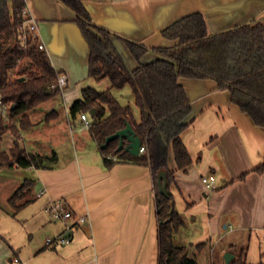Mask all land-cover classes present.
Here are the masks:
<instances>
[{"label": "crops", "instance_id": "0c3cea01", "mask_svg": "<svg viewBox=\"0 0 264 264\" xmlns=\"http://www.w3.org/2000/svg\"><path fill=\"white\" fill-rule=\"evenodd\" d=\"M24 2L52 66L67 77L61 92L67 113L82 99L83 89H107L106 79L88 78L89 47L73 12L57 0ZM84 5L96 25L147 48L175 45L162 31L191 13L204 16L209 34L264 19V0H84ZM179 83L192 107V121L181 134L192 163L178 169L169 149L174 174L170 192L184 219L174 242L187 251L204 244L197 250L203 251L210 245L212 254L223 242L227 246L216 264H225L229 241L236 239L246 242L250 264L264 263V128L232 104L228 90L214 81ZM52 114L58 117L56 111ZM77 119L82 122L80 115ZM27 170L34 172L29 179L35 181L36 200L15 215L0 207V264H158L149 166L121 161L106 167L100 152L90 155L81 149L64 161L57 157L48 169ZM204 176L215 178V190L205 187ZM56 200H64L73 211L74 219L67 224L52 221L45 211ZM79 217L85 219L83 225L66 233V225ZM188 232L191 235L181 240L180 235ZM63 234L72 236L69 244L45 245L47 238ZM192 257L200 264L196 252Z\"/></svg>", "mask_w": 264, "mask_h": 264}, {"label": "trees", "instance_id": "16d2710c", "mask_svg": "<svg viewBox=\"0 0 264 264\" xmlns=\"http://www.w3.org/2000/svg\"><path fill=\"white\" fill-rule=\"evenodd\" d=\"M57 1L73 12L88 44V78L110 83L102 91L83 89L82 99L69 108L70 116H90V110H95L89 132L99 148L107 137L127 124L131 126L147 153L129 154L125 151L129 144L125 138L119 150L117 138L100 148L103 162L106 167L121 161L150 167L158 221V264H199L189 256L186 247L174 242L184 219L170 192L174 174L168 164L169 149L178 169H186L192 163L181 140L182 132L192 121V107L179 80L214 81L218 88L228 90L232 104L256 126L264 128V19L209 34L204 16L191 13L162 31L165 39L176 41L175 45L147 48L96 25L84 0ZM24 6V0H0V100L10 106L7 115L0 111V172L14 167L48 169L57 159L55 154L29 152L23 144L22 133L33 126L28 112L62 92L52 87L58 73L47 52L39 48V39L29 34L26 48L22 49L19 37ZM121 50L135 62L133 69L126 64ZM147 55L154 59L145 61ZM126 86L131 88L138 120L134 109L121 105L113 95V90ZM8 134L11 145L7 149L2 144ZM257 170L261 172L262 167ZM162 171L166 172L167 195L158 191L157 178ZM34 189L35 181L31 179H25L15 189L7 200L12 215L36 200ZM230 264H250L247 248L235 253Z\"/></svg>", "mask_w": 264, "mask_h": 264}, {"label": "rangeland", "instance_id": "374dc122", "mask_svg": "<svg viewBox=\"0 0 264 264\" xmlns=\"http://www.w3.org/2000/svg\"><path fill=\"white\" fill-rule=\"evenodd\" d=\"M126 61V64L130 69L135 67V62L126 53L121 50ZM145 61H151L154 58L152 55H147ZM107 84H110L108 80H105ZM110 86V85H109ZM113 95L121 105H129L134 109V116L136 120L139 118V112L134 105V97L129 86L123 89L113 90ZM53 111L58 114L57 118H52ZM29 118L34 124L33 127L27 131H24L23 136L25 140V146L29 152H38L42 155L52 156L55 154L61 161L66 160L71 155L84 149L88 154L92 155L95 152H100L98 144L91 138L90 132L80 122L79 119L74 120L69 112L67 113L64 104V98L62 94L53 96L45 103L30 110ZM92 120V117H89ZM3 147L9 148L11 145V136L8 134L3 139ZM34 172L27 169H19L14 171L12 169H5L0 172V207L4 211L11 212V208L7 203V198L10 197L16 188L22 183L23 179L33 178ZM191 234L183 233L181 240ZM234 237V236H233ZM185 241H188L186 239ZM231 245L227 247L229 253L235 254L242 248L246 247L244 241H229ZM182 242L178 240V244ZM227 244L223 242L213 247L214 253L210 250V245H207L203 251H197L194 248L191 251H187L189 256H193V252L199 255L200 264H212L220 259V253Z\"/></svg>", "mask_w": 264, "mask_h": 264}, {"label": "built area", "instance_id": "2783aa9c", "mask_svg": "<svg viewBox=\"0 0 264 264\" xmlns=\"http://www.w3.org/2000/svg\"><path fill=\"white\" fill-rule=\"evenodd\" d=\"M21 15H22L23 20L20 25V37L19 38L22 44V49L24 50L26 48V42H27L28 35L33 34V36L37 38H38V35H37L36 21L34 20V18H32L29 15L28 8L26 5L22 9ZM39 48L44 49L42 44L39 45ZM66 86H67L66 75L63 73H59L57 77V81L55 82V84L52 85V87L58 88L61 91H63L66 88ZM9 108H10L9 105L3 104L2 101L0 100V111L4 115H7ZM80 119L83 125L89 129V127L91 126L89 115L86 113H81ZM144 153H147V148L145 146H141L139 149V154H144ZM202 182L208 190L213 191L216 189L215 178L213 176L202 177ZM42 193L43 192H41L40 195ZM45 211L50 217V219L55 222H63L67 224L68 221H71L74 219L73 211L70 209V207L64 200H56V201H52L48 203V205L45 207ZM84 222H85V219L83 217H79L75 219V222L73 224L66 225L65 232L68 233V231L74 230L76 226L77 227L81 226L83 225ZM71 241H72L71 235L63 234L55 238H47L45 241V245L48 247L52 245L59 246V245L69 244ZM18 261H19L18 259H14V262H18Z\"/></svg>", "mask_w": 264, "mask_h": 264}, {"label": "water", "instance_id": "95a60500", "mask_svg": "<svg viewBox=\"0 0 264 264\" xmlns=\"http://www.w3.org/2000/svg\"><path fill=\"white\" fill-rule=\"evenodd\" d=\"M14 107L12 106L11 109ZM95 110H90V116H95ZM119 139V147L118 149L121 150L123 148V138H125L128 141V146L125 147V151H127L129 154L133 156L139 155V149L141 147V142L138 137H136L134 131L132 130L131 126L129 124L126 125V127L115 134L109 136L106 138L105 143L100 147L101 149L105 148L108 143L112 140ZM157 184H158V191L161 195H167V181H166V172L162 171L158 174L157 178ZM223 259L225 264H230L231 260L234 259V255L227 252L223 255Z\"/></svg>", "mask_w": 264, "mask_h": 264}]
</instances>
